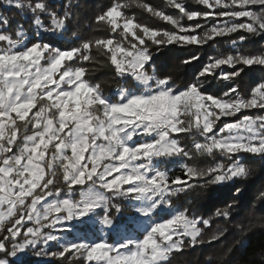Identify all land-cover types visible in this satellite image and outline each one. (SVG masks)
Here are the masks:
<instances>
[{
  "label": "snow or ice",
  "instance_id": "obj_1",
  "mask_svg": "<svg viewBox=\"0 0 264 264\" xmlns=\"http://www.w3.org/2000/svg\"><path fill=\"white\" fill-rule=\"evenodd\" d=\"M194 2L205 10H189L184 0H166L176 15L139 5L172 26L159 28L136 22L122 11L127 4L114 0L95 17L108 37L72 32L74 41L57 46L44 34L69 31L73 0L60 7L48 0H0L34 26L30 37L0 13V264H30L29 250L59 264H171L174 253L224 237L226 227L211 226L214 218L230 217L232 204L205 218L176 207L172 198L197 187L235 185L251 174L246 160L264 162V77L247 95L237 83L246 68L264 72V45L242 50L249 36L264 40V0ZM234 33H242L231 41L234 51L209 57L188 83L178 85L167 64L156 65L163 47L202 46ZM199 59L191 54L180 66ZM88 64L111 67L117 79L133 83L106 95L90 79ZM208 77L229 81L227 90L204 91ZM237 114L239 119L218 123ZM180 134L193 137L191 148ZM217 155L229 163H183V179L170 180L158 166L177 157ZM234 192L239 196L242 189ZM117 198L135 201V211L147 218L137 234L119 231L109 211H121ZM257 199L264 200V191ZM97 209L107 238H65L67 222L90 220L100 215Z\"/></svg>",
  "mask_w": 264,
  "mask_h": 264
},
{
  "label": "trees",
  "instance_id": "obj_2",
  "mask_svg": "<svg viewBox=\"0 0 264 264\" xmlns=\"http://www.w3.org/2000/svg\"><path fill=\"white\" fill-rule=\"evenodd\" d=\"M161 0H119L122 4H127L128 7L122 9L128 16H133L135 21L151 27L162 28L156 19L150 13L145 11L139 5L147 3L153 7H157V2ZM55 7H60L66 0H48ZM114 0H73V19L68 24L69 31L62 36H53L50 33H45V37L50 39L57 46H67L75 37L72 32L83 37H108L106 29L103 25H97L95 22L96 15L102 8L111 4ZM187 4L198 11H204V6L197 5L194 0H187ZM159 5V3H158ZM162 6V5H160ZM172 12V10L170 11ZM175 12V11H174ZM0 13L7 15L10 18L12 29L15 30L19 25H22L24 30L34 34V26L31 23L29 16L21 14L18 10L8 9L0 3ZM153 19V20H152ZM163 22V23H162ZM204 23L203 20L199 21ZM195 23L194 21L190 24ZM33 32V34H32ZM242 33H234L226 37H217L215 41H209L205 45H171L161 48V51L156 54L155 60L157 67L164 64L168 65V71L174 75L178 85L188 83L195 79L198 71L204 64L208 63L209 57H217L221 54H228L234 51L231 44L232 40H238ZM131 39V36H129ZM264 45V40L259 37L249 36L243 44L242 50L252 51L259 49ZM237 47H240L238 44ZM93 54L97 59L104 61L105 57L96 53L93 49ZM195 54L200 57L199 61H193L189 65L180 66V61L186 59L189 55ZM93 66V67H92ZM92 69L89 73L90 79L99 83L105 94H111L117 87H129L133 82L129 80L127 83L117 79L111 67L103 66L102 64H88ZM224 71H231L227 66H221ZM220 69H217L219 72ZM264 77L258 67L245 69L241 78L237 81L240 85L239 91L242 95H247L251 86ZM229 81H222L216 77H208L204 84V91L214 95H221L227 90ZM257 110H249L245 114H255ZM240 114L236 117H231L227 122H232L234 119H239ZM225 121H222L220 125ZM182 145L191 148L193 137L190 135L180 134ZM214 160L223 161L228 164L229 161L220 157L194 156L192 160L187 158H174L160 164V167L165 169L170 180L175 177L184 178V170L181 164L187 163L198 167H207ZM248 167L251 169V174L243 180H238L235 185L231 182L222 185H208L207 187H197L194 190L178 193L172 199L176 207H187L198 215L205 218L213 217L217 208H224L227 204H232L231 215L227 219L214 218L212 229H216L217 225L226 227L228 231L219 241H214L212 244H204L197 246L195 249H185L181 252L174 253L171 257V264H264V200L257 199L261 191H264V162L259 158L255 161L246 160ZM201 185L204 181H199ZM235 187L242 189L241 194L237 196L234 192ZM119 203L121 211L117 213L115 209H109L110 214L115 217L116 223L119 224V229L124 228L127 233L132 229L130 217H135L136 213L133 206L128 200L117 198L113 201ZM57 246H53L52 250H56ZM228 248L231 252L224 256ZM224 256L221 261L219 257ZM30 264H59V261L54 258L38 257L35 253L28 255ZM79 264V262H75Z\"/></svg>",
  "mask_w": 264,
  "mask_h": 264
},
{
  "label": "rangeland",
  "instance_id": "obj_3",
  "mask_svg": "<svg viewBox=\"0 0 264 264\" xmlns=\"http://www.w3.org/2000/svg\"><path fill=\"white\" fill-rule=\"evenodd\" d=\"M159 3V5H158ZM184 3L186 4L187 8L189 10H195L193 8H191L188 4H187V0H184ZM162 5V6H160ZM157 7L160 9V10H164L166 11V13L168 14H172V15H176L178 14V10L176 9H173L171 8L170 6H168L166 4V0H161V2H157ZM172 10V12H170ZM175 11V12H174ZM158 19L160 25H161V20H159V18H156ZM153 20V19H152ZM191 22L193 21H184V23L187 25V24H190ZM163 23V22H162ZM172 26L167 24L166 22L163 23V26L162 28H171ZM29 36L31 34L27 33ZM33 34V32H32ZM59 36V35H57ZM173 45H176V44H173ZM168 46H171V45H168ZM177 46H180V45H177ZM87 63V62H86ZM93 67V66H92ZM124 87V86H123ZM120 87H117L113 93L111 94H106V95H113L115 94L118 89ZM238 115V114H237ZM231 117H222L221 118V121L218 122L219 124L222 122V121H227L229 120ZM160 167V165H158ZM78 190V189H77ZM129 201V200H128ZM131 203V205L133 206V209L135 211V206H136V202L135 201H129ZM97 212H100V215L99 216H94L92 219H87V218H78L76 220H73V221H69L67 222L64 227L68 230L66 233H64L65 235V238L66 239H73V238H77V237H83V236H87L89 239H95L97 236H100V235H104L105 238H107V235H108V230H107V227L102 225L101 224V219H102V216H103V213L101 212V210L97 209ZM136 213V216L135 217H130V221L132 223V229L131 231L128 233V234H137L138 231H140V229L138 228V226L140 224H143L147 218L146 217H143L141 214ZM155 218V217H154ZM83 221V222H82ZM31 226V225H30ZM59 227V226H58ZM103 229V232L101 231ZM120 232H126L124 228L122 229H119ZM93 233H95V236L93 235ZM57 234H61V233H57ZM113 236H115V233L112 234ZM54 246V245H53ZM35 253V250H29L28 251V255L30 254H33ZM40 257V256H38ZM41 257H47V256H41Z\"/></svg>",
  "mask_w": 264,
  "mask_h": 264
}]
</instances>
